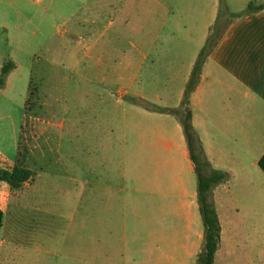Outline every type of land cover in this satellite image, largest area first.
<instances>
[{"label":"rangeland","instance_id":"obj_1","mask_svg":"<svg viewBox=\"0 0 264 264\" xmlns=\"http://www.w3.org/2000/svg\"><path fill=\"white\" fill-rule=\"evenodd\" d=\"M208 11L189 8L168 43L152 42L148 25L121 19L117 0H0V24L8 25L0 26V63H19L11 84L0 85V106L16 112L17 135L27 114L19 142L33 172L3 216L0 264H196L182 249L151 248L123 176L125 165L130 178L138 158L150 160L149 148H134V124L145 126L146 113L177 118L152 107L180 104L188 39L200 40V51L232 15L220 0L206 27ZM64 48L76 49V62L54 65ZM13 143L0 117V152L11 154ZM153 148L164 160L161 144ZM251 194L238 238L226 229L212 264H264V175ZM172 251L177 257L165 258Z\"/></svg>","mask_w":264,"mask_h":264},{"label":"crops","instance_id":"obj_2","mask_svg":"<svg viewBox=\"0 0 264 264\" xmlns=\"http://www.w3.org/2000/svg\"><path fill=\"white\" fill-rule=\"evenodd\" d=\"M105 1L112 2L103 0ZM117 1L121 19L127 21L130 16L135 21L148 25L149 39L152 42L165 38L167 42L173 43L176 34L174 26L184 24V19L189 17V8L194 6L201 9V14H205L204 9L208 8L209 15L205 21V26L208 27L215 18L220 0ZM225 1L232 9V15L205 56L198 82L189 97L191 123L199 136L203 152L212 168L226 174V179L214 185L210 193V201L221 226L219 247L226 237V229L231 230L234 237L238 238L239 230L244 226L240 214H250L254 183L262 180L264 175L260 168H256L257 160L264 152V0L260 3L256 0ZM249 2L257 7L247 12L245 8ZM0 26L8 29L7 24ZM161 31H165L163 36H160ZM188 45L191 46L187 61L189 67L184 82H187L199 53L200 40L191 42L188 39ZM54 56V65L67 63L72 66L76 62V49L64 48ZM0 57L4 58V54H0ZM14 61V68L5 78L6 86L17 76L19 63ZM3 62L0 63V70ZM183 90L184 88L181 89L177 102L181 100ZM8 107L7 103L0 106V117L10 123V139L14 142V148L9 150V155L0 152L2 170H11L16 163L18 142L27 115L23 114L17 135V114L11 113ZM145 117L148 120L145 126L138 121L133 126L134 148H140V152L141 146L149 148L150 160L146 163L138 158V165L136 162L132 174L129 173L130 178H127V168L124 166V183L130 186L129 196H134L132 202L139 205L138 208L134 205L132 212H137L133 217H138L139 223L149 233L148 243L151 248L182 249L180 255L190 260L200 251L199 246L203 240L194 165L177 118L163 113H146ZM30 119L31 122L39 121L38 117ZM57 126L61 127L62 123ZM44 131L45 128L40 129L39 135ZM156 142L165 150L166 156L162 161L156 148H153ZM27 161L24 157L21 162L30 169ZM26 184L29 182L23 185ZM14 191L6 181L0 180V209L3 216ZM113 195L116 200L122 201L120 206L125 204L127 196H117L116 193ZM88 198L92 200L93 196ZM177 255L172 251L166 253L165 258L174 259Z\"/></svg>","mask_w":264,"mask_h":264},{"label":"trees","instance_id":"obj_3","mask_svg":"<svg viewBox=\"0 0 264 264\" xmlns=\"http://www.w3.org/2000/svg\"><path fill=\"white\" fill-rule=\"evenodd\" d=\"M256 7L257 6L253 5L252 2H249L245 11L254 10ZM212 29L213 27L211 30ZM216 38H210L209 35L205 46L199 51L185 84L179 106L177 108L152 107L155 111L171 113L177 117L183 131L189 156L194 165L197 178V202L203 224L202 247L197 254L196 264H212L215 253L219 247L221 226L215 208L210 201V193L214 185L226 179L225 172L210 166L203 152L199 136L191 123V110L189 106V97L198 82L201 65L205 56L214 45ZM13 68L14 64L12 61L6 60L3 62L0 70V85L4 83L6 76ZM18 148V156L12 169H0V180L6 181L13 190L19 189L25 182H29L33 176L32 170L26 168L21 162L24 155L22 149L20 150V142H18ZM257 166L264 173V152L257 160ZM2 221L3 213L0 209V230Z\"/></svg>","mask_w":264,"mask_h":264}]
</instances>
